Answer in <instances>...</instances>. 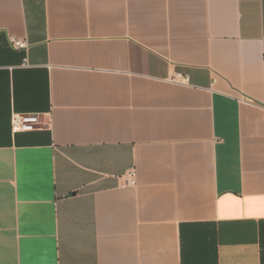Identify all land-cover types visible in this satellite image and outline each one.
Here are the masks:
<instances>
[{"label":"crops","instance_id":"1","mask_svg":"<svg viewBox=\"0 0 264 264\" xmlns=\"http://www.w3.org/2000/svg\"><path fill=\"white\" fill-rule=\"evenodd\" d=\"M0 264H264V0H0Z\"/></svg>","mask_w":264,"mask_h":264},{"label":"built area","instance_id":"2","mask_svg":"<svg viewBox=\"0 0 264 264\" xmlns=\"http://www.w3.org/2000/svg\"><path fill=\"white\" fill-rule=\"evenodd\" d=\"M9 42L11 46L15 49L25 50L28 47V43L25 40H18L13 36L9 37ZM41 125L40 117L38 114H16L14 113L11 118V131L13 133L31 131L39 128ZM133 183V178L135 176L134 170H131L128 174Z\"/></svg>","mask_w":264,"mask_h":264}]
</instances>
